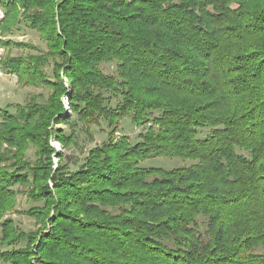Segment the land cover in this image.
Segmentation results:
<instances>
[{"label":"trees","instance_id":"obj_1","mask_svg":"<svg viewBox=\"0 0 264 264\" xmlns=\"http://www.w3.org/2000/svg\"><path fill=\"white\" fill-rule=\"evenodd\" d=\"M0 11L1 48H23L22 29L45 46L0 69L48 90L0 108V261L264 264V0H0ZM124 118L137 140L116 137ZM94 127L106 138L81 159L49 143L74 147ZM155 157L187 163L141 165ZM17 194L38 203L18 212L37 230L5 216Z\"/></svg>","mask_w":264,"mask_h":264},{"label":"rangeland","instance_id":"obj_2","mask_svg":"<svg viewBox=\"0 0 264 264\" xmlns=\"http://www.w3.org/2000/svg\"><path fill=\"white\" fill-rule=\"evenodd\" d=\"M2 16V12L0 11V17ZM12 39L15 41H21L25 44L23 48H12L11 51L5 50L0 47V59H5L7 56H19V55H27V54H37V52H42L45 49L44 43L39 40L38 34L30 29H22L19 34L14 36ZM31 46H35L38 51H34L31 49ZM102 70L105 73L114 74L115 67L113 63L103 64ZM48 90L30 87L21 84V82L17 81V77L13 74L6 73L0 69V108H7L8 110H14V105L16 103L23 104L28 100L29 97L36 98L38 101H41L40 94L46 97ZM61 101L65 106L64 115L71 114L69 109V104L66 96L61 97ZM54 129L62 128L67 130L68 126L63 124L53 125ZM117 133L116 137L121 134H127L132 141L137 140L138 133L142 130L141 127H135L130 122L129 118H124L117 124ZM93 129V139L92 137H88V135L83 134L81 131L79 132L78 139L74 144V147L70 148H62L61 145L55 141V138L52 137L49 141L50 145L57 150V152H62L65 155L73 154L80 159L84 156V153L87 149L94 146L95 144H100L106 138V134L100 132L99 128L94 127ZM92 140H91V139ZM57 157L53 156V162L56 163ZM81 160H79V163ZM187 162H183L181 159L177 158H165V157H155L149 158L142 161L141 165L144 167H154V168H163V169H171L173 167L182 166ZM75 168L74 165L72 169ZM38 204V203H37ZM36 203H32L30 200L26 199V197L22 194H17L16 197V206L15 212L11 211L6 214V217H11L17 225L19 229L22 231L28 232L37 230L39 223L36 224L35 219L27 216L24 213H18L27 210L30 206L37 205ZM19 246V245H17ZM6 247H0V249H4ZM0 264H9L3 261H0Z\"/></svg>","mask_w":264,"mask_h":264}]
</instances>
